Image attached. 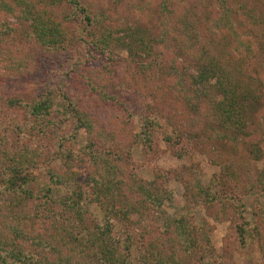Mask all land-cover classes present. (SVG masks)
Returning <instances> with one entry per match:
<instances>
[{"label":"trees","instance_id":"trees-1","mask_svg":"<svg viewBox=\"0 0 264 264\" xmlns=\"http://www.w3.org/2000/svg\"><path fill=\"white\" fill-rule=\"evenodd\" d=\"M43 2L0 0V63L6 61L0 73V87L4 88L0 112L1 107L7 110L0 116V264H135L132 251L137 254L138 264H232L228 256L215 251L212 226L204 222L197 226L189 217L173 216L165 209V204L173 201L167 187L169 176L157 173L151 181L139 178L130 167V146L107 139V134L96 130L88 119L85 101L91 96L99 99L109 113L127 112L132 102L128 80L132 69L136 76L148 77L147 92L167 88L164 82L169 79L173 88L177 86L188 97V113L195 120L183 123V118L179 125L174 119L170 121L172 131L162 134L165 143L179 145L186 140L202 146L206 142L205 152L223 159L218 160L219 172L208 183L203 184L197 172L187 180L191 182L186 181L185 200L206 208L217 206L213 220L233 219L236 241L243 244L249 238L257 239L264 259V212L258 214V224L250 226L243 221L241 203V198L254 192L256 186H264V171L256 170V183H247L244 188L237 185L239 175L249 174L254 169L250 164L263 158L256 143L246 142L250 133L244 103L254 99V83L261 85L264 0H258V6L256 1L253 6L241 0H191L180 12L169 11L181 23L173 39L178 52L168 65H156L159 58H153L152 47L131 22L123 21L117 30L104 29L96 36V27H103L107 16L95 12L96 6L90 0H54L58 10L66 11H62V21H55L57 13L43 11ZM59 3L62 8L57 6ZM212 3L216 4V13L209 11ZM161 5L167 12V4ZM72 11L90 27L87 39L81 43L93 52L92 60L97 61L99 56L105 60H99L93 69L83 67L82 72L71 70L64 75L78 94H63V111L59 113L62 120L59 118L57 123L52 119L51 91H46L42 100L32 96L31 100H23L12 94L11 87L21 86V75L32 71V60L24 58L26 53L21 47L25 38L41 51H69L65 46L68 26H62L65 22L72 24ZM211 20L207 29H225L228 39L236 44L237 56H232L229 42L220 46L213 33L204 35L206 25L202 29L201 23ZM235 27L244 32V41ZM253 42L257 45L255 52ZM70 43H78V39L72 38ZM5 47L10 54H2ZM111 47L125 51L127 57ZM179 51L187 65L176 64ZM256 53L258 69H252L249 65ZM135 60L140 63L134 65ZM117 62L126 75L122 77H126L125 83L117 79ZM256 74L258 77H254ZM113 75H117L116 81L111 80ZM68 121L75 128L65 136L62 130ZM155 125L144 117L142 131L134 136V142L151 147ZM27 129L31 139L24 136ZM79 129L87 133V138L75 149ZM198 129H203L202 133ZM50 137L58 141L56 149L42 144L44 139L49 143ZM239 146H245L247 171L236 169V157L241 159ZM226 154L231 157L228 164L224 161ZM47 159L55 165H48L47 177L41 179L36 173L40 163H49ZM189 171L191 175L193 169ZM93 207L100 217L94 215Z\"/></svg>","mask_w":264,"mask_h":264},{"label":"rangeland","instance_id":"rangeland-1","mask_svg":"<svg viewBox=\"0 0 264 264\" xmlns=\"http://www.w3.org/2000/svg\"><path fill=\"white\" fill-rule=\"evenodd\" d=\"M4 1L11 3L14 0ZM188 1L191 0H90V3H93V5L96 6V8L94 7L93 9L95 12H105L107 16L106 21L102 22L103 27H96V36H98L104 29L108 30L112 28V30H117L120 23L123 21L124 23L131 22L135 28L137 27L142 31L145 41L152 47L154 52L152 55L153 58H159L156 65H168L173 62L175 55L178 52V48L174 46L173 39L179 31V23H181V21L178 22L176 19V14L168 12H180L183 7L188 6ZM241 1H250L253 6L255 5L254 1H256V6H258V0ZM163 2L167 4V12L162 11L161 4ZM53 4L54 0H44L41 8L43 11H46L47 14L57 13L53 16L55 21H62V11H64V13H66V11L62 9L58 10L56 5ZM57 6H61L60 3L57 4ZM60 8H62V6ZM209 11L213 13L215 11L216 13V4L212 3ZM75 14V11L71 12L72 17L69 22L72 24L67 25L68 22H65L62 26L64 29L68 26L65 30L67 41L65 46L69 49L68 52L61 51L54 54V52H49L47 49L46 51H41L32 45L31 39H24L25 44L21 47L26 53L24 58L27 59L26 57H28V59L33 62L30 64L32 71L28 73L24 72L21 75V86L11 87L13 90L12 94L23 100H31V96L36 100H42L44 99L46 91H51L52 95L50 98L53 110V112L51 111L53 113L52 119L57 123L59 118L62 120L59 113L63 111V94L70 92L73 97H76L78 94L77 91L71 87L72 81L68 76L64 75H67L71 70L74 73L82 72L83 67L93 69L94 67H97L96 65L100 64V61L105 60L102 56H99L97 61L92 60L90 54L93 55V52L90 53L88 46L81 43L82 40L87 39L86 33L89 32L90 27L85 22L82 23L81 18ZM215 17V15L212 16V20ZM46 19H44V21H47ZM212 20L209 21V23L202 21V29L203 26L206 25L203 29L204 35L213 33L215 35L214 39L216 38L215 40H220V43L218 44L220 46L226 45L229 42L231 45L229 48L232 56H237V53H234L236 44L228 39L225 29H207V26L211 24ZM235 29L244 41V32L238 27H235ZM163 34L165 37L162 39L160 35ZM72 38L78 39V43L71 44L70 40ZM224 38H227L228 40H222ZM253 44L255 43L253 42ZM13 49L15 50L16 48ZM111 50L115 53H120L123 58L127 57L125 51H120L115 47H111ZM239 50L241 53V48ZM252 50L253 52L257 51L256 44L253 45ZM6 51L7 47H5L2 54H10ZM41 53L43 56L40 55ZM175 60L178 65H187L186 59L181 52L180 58ZM251 60L249 66L252 65V69H258V53H256L255 57ZM5 62L6 61L0 63V73H3L5 70L3 66ZM138 62L139 61L135 60L134 65H137ZM26 64H29V62H26ZM116 66V69L119 72L120 66L118 62ZM133 71H135V69H132L128 75V80L132 87L130 91L132 102L127 105V112L119 113L113 111L111 114L106 110L105 106L100 104L99 99H95V96H91L89 100L85 101V104H87L85 107L86 115L91 124H95L96 130L107 134V139L113 138L114 140L122 141L126 146H130V167L134 174L139 178L145 181H151L153 180V176L157 173H160L163 176H169V179L167 178V187L172 192L173 201L171 203H166L165 209L173 216L189 217L192 223L197 226H200L203 222L212 226L211 242L218 254L223 257L228 256L232 264H264V259L259 251L257 239L249 238L243 244L236 241L231 227L233 219H231V221L223 220L221 222H215L212 216L218 211L217 206L215 208H206L203 205L190 204L183 197L185 191L184 185L187 180H191L197 172L199 173L201 182L203 184L208 183L213 175L218 174L219 172L218 165L220 164V161L218 160H223L214 158L212 155L208 154L209 152H205V148L208 147V143L206 142L200 146L194 144L191 145L188 141L183 140L181 144L176 145L165 143L162 140L163 132L172 131L170 125L172 122L170 121L173 119L176 120L177 125H179V122L182 121L183 118L185 119L183 123L193 122L195 120V117L188 113L189 109L186 104L188 98L187 95H184L182 91H179L177 86L173 88V81L169 79L164 82L167 88L158 89L155 93L147 92L146 78L148 77L144 75V77L136 76ZM251 71L250 75L253 76ZM259 75V79L261 78V85L254 83L256 81H252V84L254 83V99L250 98L244 103V112L248 131L250 133V137L246 142L256 143L257 146L261 148L263 158L259 162H252L250 164L254 169L249 171V174H243V172L239 175L237 185L239 186L240 184L243 188L247 183H256V176L254 174L256 170L264 171V68L261 69ZM124 76L126 75L122 74L120 70V76L117 79H120L121 83H125L126 77L122 78ZM116 77L117 75H113L111 80L116 81ZM254 77H258V74ZM2 91H4V88L0 87V98L2 96ZM1 108L2 112H0V116H3L4 112H7V110L3 107ZM11 111H13V109H11ZM114 117H116V119ZM144 117H148L150 121L156 124L152 131V134L155 135V137H153L152 146L149 148H143L141 143L134 142V136L142 131ZM70 122L71 121H68L66 126L63 127L62 133L65 136L71 135L75 128V124ZM112 125L113 127H111ZM28 130L29 129L24 131V136L31 139V134ZM202 130L199 131L202 133ZM52 138L53 137H50L49 143L45 139L42 140V144H46L52 149H56L58 141H51ZM86 138L87 133H85L84 130L79 129L75 134L74 142L76 143L75 145L73 144L75 149L82 146ZM237 150L241 159L236 157L238 164L236 169L239 168L247 171L245 167L248 166L249 163L246 164V161H244L246 159L244 151L245 146H239ZM44 156L48 157V155ZM224 158L226 164L231 160L229 154H226ZM47 161L49 160L47 159ZM50 164H54V162L49 161L48 164L45 162L39 164L40 169L37 170L36 174L41 179L47 177V169ZM189 168L193 169L191 175L189 174ZM262 180L264 184V178ZM188 182L191 181H187V183ZM254 190V192L241 198V203L244 205L242 208L243 221H246L250 226L257 225L259 221L258 214L264 212V186H256ZM92 211L94 215L100 217L96 207H93ZM146 224L150 225V222H147ZM131 255L134 263L138 264L136 252L132 251Z\"/></svg>","mask_w":264,"mask_h":264}]
</instances>
